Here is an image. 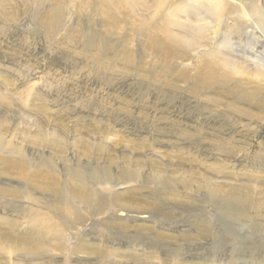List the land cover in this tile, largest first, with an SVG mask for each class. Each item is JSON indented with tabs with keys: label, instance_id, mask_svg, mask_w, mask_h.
<instances>
[{
	"label": "rangeland",
	"instance_id": "1",
	"mask_svg": "<svg viewBox=\"0 0 264 264\" xmlns=\"http://www.w3.org/2000/svg\"><path fill=\"white\" fill-rule=\"evenodd\" d=\"M156 2L0 0V264H264V0L200 94Z\"/></svg>",
	"mask_w": 264,
	"mask_h": 264
},
{
	"label": "bare ground",
	"instance_id": "2",
	"mask_svg": "<svg viewBox=\"0 0 264 264\" xmlns=\"http://www.w3.org/2000/svg\"><path fill=\"white\" fill-rule=\"evenodd\" d=\"M243 1L158 0L156 2L157 9L164 10L162 19H166V22L172 25L174 32L165 35L168 31L162 27L158 31V36L152 39L157 60L153 71L157 72L160 68L162 72L168 73L171 70L172 61L183 60L187 55L190 56V61H193L192 54L199 51V49H203L204 53L199 52L200 69L198 68V76L192 83L186 80V83L190 86L188 88L193 89V93L197 94L208 89H223L229 85L232 82V78L228 75V67L232 66V64L226 57L223 58L226 55L227 42L222 38H219V40L216 38L220 27L226 24L229 19L234 21L239 30L248 28V23L252 22V20L246 7L241 6L244 3ZM244 4L247 5V3ZM105 10L107 12V23L111 25L114 14H112L111 9L107 5ZM62 19V7H57L53 13L52 25L59 26ZM256 37L258 42H262L260 36ZM248 39L249 41L253 40L255 36L251 34ZM261 45L264 46V42ZM255 75L256 77H264L261 70H257ZM241 84L243 83L238 82L235 85L232 96L240 103L249 102V93L242 90L248 88L241 87ZM59 194L62 195L63 200L69 202L70 199L68 197L66 198L62 193Z\"/></svg>",
	"mask_w": 264,
	"mask_h": 264
}]
</instances>
